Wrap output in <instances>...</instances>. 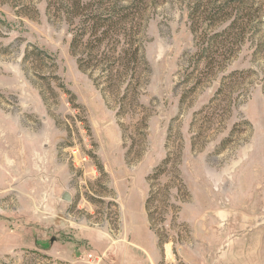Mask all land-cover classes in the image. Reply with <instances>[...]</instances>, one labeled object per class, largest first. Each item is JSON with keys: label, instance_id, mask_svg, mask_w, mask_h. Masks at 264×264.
Returning a JSON list of instances; mask_svg holds the SVG:
<instances>
[{"label": "rangeland", "instance_id": "1", "mask_svg": "<svg viewBox=\"0 0 264 264\" xmlns=\"http://www.w3.org/2000/svg\"><path fill=\"white\" fill-rule=\"evenodd\" d=\"M49 1L0 0V264H264V0H244V39L211 73L187 0L149 8L150 75L121 116ZM168 151L185 189L159 179L161 251L144 201Z\"/></svg>", "mask_w": 264, "mask_h": 264}, {"label": "trees", "instance_id": "2", "mask_svg": "<svg viewBox=\"0 0 264 264\" xmlns=\"http://www.w3.org/2000/svg\"><path fill=\"white\" fill-rule=\"evenodd\" d=\"M161 1L163 0H50L47 4L48 13L54 9L53 12L63 16L69 24V51L75 57L78 69L100 88L104 99L110 97L117 103V116L126 114L130 107L141 105L138 103V96L150 75V67L144 55L146 13ZM212 1V9L207 8L208 0H187L186 3L190 29L195 35V62L202 61L206 73L221 67L229 58L227 53L233 50L234 44L243 41L251 18L244 0H236L237 7H230L220 0ZM234 7L237 13L230 18ZM224 22H228L227 25L217 30L215 26ZM70 98H73L72 95ZM141 122L144 124L143 120ZM138 131L145 137L143 129ZM178 163V156L173 158L168 151L153 172L147 175L149 190L144 208L149 228L157 234V244L161 251L166 239L160 238L163 229L157 228L156 215L161 214V222L164 218L154 203L163 195L166 201L169 200L171 186L161 184L159 179L170 170L174 173L176 186L185 189Z\"/></svg>", "mask_w": 264, "mask_h": 264}]
</instances>
